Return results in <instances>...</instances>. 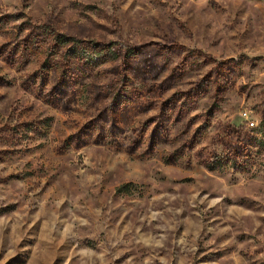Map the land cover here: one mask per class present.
Masks as SVG:
<instances>
[{
  "label": "rangeland",
  "instance_id": "obj_1",
  "mask_svg": "<svg viewBox=\"0 0 264 264\" xmlns=\"http://www.w3.org/2000/svg\"><path fill=\"white\" fill-rule=\"evenodd\" d=\"M0 264H264V0H0Z\"/></svg>",
  "mask_w": 264,
  "mask_h": 264
},
{
  "label": "built area",
  "instance_id": "obj_2",
  "mask_svg": "<svg viewBox=\"0 0 264 264\" xmlns=\"http://www.w3.org/2000/svg\"><path fill=\"white\" fill-rule=\"evenodd\" d=\"M244 115H245V118L248 119V120H251L250 119V116L247 112H244ZM250 124L253 126L254 125V122L253 121H250Z\"/></svg>",
  "mask_w": 264,
  "mask_h": 264
}]
</instances>
